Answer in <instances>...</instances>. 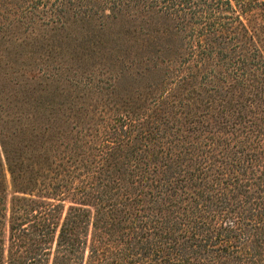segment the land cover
I'll use <instances>...</instances> for the list:
<instances>
[{
    "label": "trees",
    "instance_id": "obj_1",
    "mask_svg": "<svg viewBox=\"0 0 264 264\" xmlns=\"http://www.w3.org/2000/svg\"><path fill=\"white\" fill-rule=\"evenodd\" d=\"M75 30L160 77L145 116H44ZM0 264H264V0H0Z\"/></svg>",
    "mask_w": 264,
    "mask_h": 264
},
{
    "label": "rangeland",
    "instance_id": "obj_2",
    "mask_svg": "<svg viewBox=\"0 0 264 264\" xmlns=\"http://www.w3.org/2000/svg\"><path fill=\"white\" fill-rule=\"evenodd\" d=\"M157 23L155 24L156 28L162 29L165 26L159 21ZM111 30L117 29L112 28ZM82 32L83 30H75L61 42H54L60 46L55 49L51 48L50 43L45 45L42 48V62L59 68L62 77L91 73L92 85L78 89L67 86L64 81H59L54 92L53 110H46L44 116H53L55 120H65L67 124H81L87 128V134H91V136L96 135L97 131L103 133L104 126L108 130L107 126L113 122L112 120H120L117 116L122 112L142 113L144 110L143 116H145L148 111L146 108L153 105L150 102V97L159 91L155 89L154 83L159 82L160 77L149 73H140L142 71L140 69L137 70V73L124 71L118 76L114 72L106 70L102 63L105 60L111 62L107 53L114 44L108 42L105 45L107 49L100 51L104 54L103 58L99 60L96 55L89 54L91 52L89 48L94 50L91 44L95 42H92L91 37L87 39L85 35L82 36ZM85 53L88 54L85 56ZM98 72L104 74L97 75ZM165 83H167L166 87L170 85L168 81ZM152 107L150 109H153ZM149 113H152V116L145 117V120H154L153 112L149 111ZM106 132L111 133L109 130ZM7 183L8 197H10L8 177Z\"/></svg>",
    "mask_w": 264,
    "mask_h": 264
}]
</instances>
